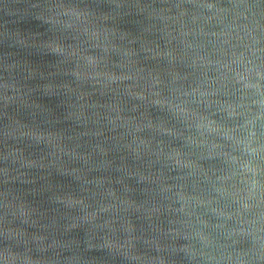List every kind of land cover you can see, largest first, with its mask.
<instances>
[{
    "label": "water",
    "instance_id": "water-1",
    "mask_svg": "<svg viewBox=\"0 0 264 264\" xmlns=\"http://www.w3.org/2000/svg\"><path fill=\"white\" fill-rule=\"evenodd\" d=\"M0 264H264V0H0Z\"/></svg>",
    "mask_w": 264,
    "mask_h": 264
}]
</instances>
